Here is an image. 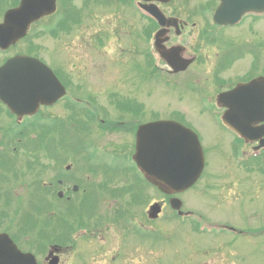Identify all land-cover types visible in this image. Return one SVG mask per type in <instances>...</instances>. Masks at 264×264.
<instances>
[{
  "label": "rangeland",
  "instance_id": "obj_1",
  "mask_svg": "<svg viewBox=\"0 0 264 264\" xmlns=\"http://www.w3.org/2000/svg\"><path fill=\"white\" fill-rule=\"evenodd\" d=\"M61 1L57 0L56 12L44 18L39 24H35L31 32L32 37L35 36L34 43L37 48L33 51L36 55L41 59L44 58L56 73L60 70L63 76L67 77L68 95L56 106L42 108L44 112L39 116L38 114L33 116L35 121L31 120L33 122L31 125L26 126L30 124L26 120L24 125L15 127L11 122L8 125V122L0 117V136L6 135L7 139L12 141L17 138L24 140L22 142H32L38 138V133L42 132L39 127L42 124L59 127L56 120L58 115L60 117L67 111L66 100H71V107L89 106V109L93 108L95 112H86L93 121L83 125L86 127V137L80 141L78 139L71 141L76 144L80 142L82 145L84 142L86 148L83 146L82 154L91 157L94 170L101 169V165L109 166L110 170L115 171L114 175L117 173L121 175V177L117 175L116 181L109 180L107 186L111 191H116L119 187L127 189L126 186L135 183L134 188L139 192L140 187L141 195L138 203L130 204L124 190L120 192L123 196L119 199L115 197L116 194L113 196L110 190L109 194L92 191L85 206H82L79 199L82 193L79 194V192V196L77 195L67 209V204L63 203V200L47 204L39 188L35 192L33 201L21 205V209L18 210L19 215L10 213L11 207H7L8 204L0 201V211L5 213L10 232L18 239L26 240L23 244L27 248H37L45 242L41 254L38 255L40 264H44L47 246L54 242L49 241L52 239L51 234L35 232L32 223L35 219L47 218L46 221L41 220L42 223L49 224L52 221L50 225L55 226L56 222L52 217L44 215L50 206V209L57 210L59 214L66 211L65 214L71 217L72 213L77 212L78 215H84L83 220H89L86 222L82 220L83 222L78 225H83L82 228L85 229L76 231V247H69L64 251L60 264H264V232L261 237L253 235V232H250V235H234L214 226L206 227L204 224L199 226V232L190 223L181 224L177 219H171L173 214L168 208V198L166 199L151 185L147 183L143 185V181L135 180L131 157L135 141L132 134L140 123V113L142 114V111L146 109L148 111L144 113L145 118L153 119L176 117L178 114L201 134L202 145L207 151L206 176L191 190L181 195L184 202L183 208H189L195 214L207 217L208 222H213L211 225H215V221H224L240 229L247 230L249 226H253L254 229L263 227L257 229L264 231V224H261L264 222V212L262 213L264 208L256 203L250 207L246 202V196L241 195L242 190L245 189H260L256 173L258 164L242 170L238 166L235 172L232 166L233 161L227 157L228 151L224 154L219 153V150L221 152L228 150L230 136L227 132L221 131L220 124L213 116L207 112H201L206 111L208 107L206 96L209 93L202 91L198 85L191 82V80L203 79L199 63L192 65L184 73L172 75L166 71V66L161 60L148 58L144 53L149 48L145 39L146 21L135 11L133 14L129 12L127 9L132 10L131 6L119 5V0H113L115 7L111 8H104V6L112 0H105L104 6L99 7L90 4L87 14L82 13L77 27L71 21L63 22L65 16H63L62 7L66 1ZM209 1L211 0H171L164 7L160 6L165 16H176L194 24H191L179 36L173 35L169 43L179 42L186 46L188 53L197 57L202 56L201 60L204 62L202 66L207 68L205 74L212 75L213 72L218 71V73H224V77L232 78L233 81L248 72L247 65L250 58L254 56L260 58L259 65L257 66L254 62V66L258 67L257 70H262L264 18L248 19L236 29L223 31L208 23L200 12L201 6L205 7L204 2ZM73 3L80 7V1L76 0ZM5 6L6 4H3L0 7ZM61 18H63L62 21H60ZM58 23L63 25L59 27ZM50 25L56 26L53 37L40 36L41 34L37 33L39 26L42 30L43 27ZM227 38L228 40L235 38L234 43L240 49L243 47V41L247 40L244 42L247 45V55H239L240 60L237 61L232 54L230 59H224L222 50L226 51L225 45L229 44ZM24 48L25 46L19 43L16 48L7 53H0V64L6 57L12 55L9 52L26 51ZM249 50H252V54ZM227 54L230 55V53ZM78 87L86 90L78 91ZM73 92L76 93L73 94ZM213 92L212 88V95ZM119 100L126 101L125 106L117 105ZM134 103H138L137 111L133 110L136 107V105L132 107ZM112 120H118L121 124L115 126L111 123ZM70 123L72 121L67 122V124ZM215 144L219 148L214 146ZM24 148L28 149L27 143ZM18 151L23 152L21 149ZM26 151L30 154V151ZM69 155H72V151L67 149L62 151V157L55 154L59 162L61 158L64 159L62 163L64 166L60 169L56 166L55 171L58 175H66L71 179L70 173H74L75 167L72 165L69 172L64 171L66 164L72 162ZM26 157L33 156L26 155ZM41 162L48 163L44 159ZM49 162L51 164L53 159ZM55 163L57 161L53 162ZM74 164L77 166V173L81 174L82 162L78 159ZM17 165H20L21 170L13 169V174L19 172L18 180H29L30 175L36 171V166L30 168L32 163L24 161L23 164ZM45 171L46 173L39 174V177L52 185L55 195L58 186L54 180L57 175L51 176L49 169ZM246 175H252L255 179L247 178ZM102 180L103 176L94 175V185L97 184L99 187ZM72 182L69 185L73 184ZM223 185L224 188L229 186L233 189L231 191H234L228 200L224 198L226 188L222 191ZM32 188L28 190L20 184L16 192L19 191L22 194L21 197H24ZM54 195L53 199H55ZM153 202L162 203L164 209L159 217L152 221L147 217V210ZM77 205L81 207L75 210ZM116 210H122L126 218L125 225L109 223L107 229L100 231L102 223L103 228L108 224L101 219L106 215L109 217L108 220L113 219L116 217L114 214ZM126 210H128L127 213ZM51 212L54 213V211ZM73 224L75 225L74 220ZM87 225L89 227H86ZM195 226L198 224L196 223ZM19 227L24 232L19 230ZM93 228L97 232H94ZM59 229L61 235L58 238L66 240L70 237V227L66 222H60ZM160 229L163 230L159 234L153 233ZM91 235L94 238L90 239Z\"/></svg>",
  "mask_w": 264,
  "mask_h": 264
},
{
  "label": "water",
  "instance_id": "obj_2",
  "mask_svg": "<svg viewBox=\"0 0 264 264\" xmlns=\"http://www.w3.org/2000/svg\"><path fill=\"white\" fill-rule=\"evenodd\" d=\"M55 9V0H21L18 7L10 9L0 24V48L5 49L26 34L31 22ZM148 10L165 26L178 25L175 18H165L155 7ZM248 10L263 11L264 0H221L213 20L220 24H233ZM166 30L155 36L156 50L174 70L182 61L174 54L175 47L165 49L162 45ZM64 87L52 71L37 59L17 55L0 66V98L12 112L33 114L40 104L50 105L64 94ZM218 101L229 106L224 121L249 140L262 138L264 124V77L238 84L228 93L218 96ZM262 145V142L260 143ZM135 162L145 177L166 193L189 187L199 176L203 167V154L196 135L174 121H157L143 125L137 134ZM175 208L181 201L171 198ZM160 207L150 208V217H155ZM54 256L49 264H57ZM0 264H36L33 255L22 253L6 234H0Z\"/></svg>",
  "mask_w": 264,
  "mask_h": 264
},
{
  "label": "flooded vegetation",
  "instance_id": "obj_3",
  "mask_svg": "<svg viewBox=\"0 0 264 264\" xmlns=\"http://www.w3.org/2000/svg\"><path fill=\"white\" fill-rule=\"evenodd\" d=\"M139 2H140V0H119L118 1L119 5H121V6H124V5L125 6H132V4H134V6H136V7H137ZM217 2H218V0H211L209 2H204L205 7L201 6V8H200L198 6L201 9L200 12H201L202 16L206 20H208V23H210V24H213L212 21H210V20H211V16H212L213 12L215 10V7L217 6ZM167 3L157 2L156 4L159 7L160 6L164 7L165 4L167 5ZM127 10L129 12H131L132 14L134 12V9L131 10L129 8ZM167 16H170V15H167ZM209 18H210V20H209ZM184 21L187 23V25L182 27L179 24L180 34L183 31H185L189 26H191V24H193V23H189L186 20H184ZM214 26H216L219 29L226 28L225 26H220V25L219 26L214 25ZM168 30H169V36H170V39H171L172 36L175 35V28L170 27ZM174 43H178V42H174ZM168 44H169V42H168ZM250 52H252V50H250ZM192 55H194V54H192ZM201 59H202V56H199V57L196 56L195 61H193V63L191 65H189V67H191L192 65H195L197 63H199V65L201 66L200 67V70H201L200 72L203 73V75H202L203 79H198V80H195V81L200 84L202 91L204 90L205 92L211 94L212 88H213L214 92L215 91L218 92V91L227 90V89H229V88H231L233 86V82H230V81L226 82V79L222 78L223 74L222 73H218V71L217 72H213L212 75H211V73L210 74H205L207 72L206 71L207 68L202 66V63H204V62ZM253 59L256 61L257 66L259 65L258 64V62L260 61L259 57L256 56L254 58L253 57L250 58L249 63L247 65L248 66L247 67V71L248 72L243 74V76L240 77V79L239 78L236 79V81L244 82V81H247L249 78L255 76L254 71H253V66H254ZM257 66L255 65L254 68H258ZM255 71H258L259 74H263L264 75V63H262V70L260 69V70H255ZM213 86H215L216 88L213 87ZM210 108L212 109V112L220 110V108L213 107V105H211ZM77 113H78V111H77ZM58 117H59V115H58ZM75 118H76V111H75ZM86 121H88V120H86ZM90 121L93 122L92 120H90ZM112 124H114L116 126V125H119L120 123H112ZM135 132H136V130H135ZM135 132H133V134H132V137H133L134 141H135ZM72 147H73V155H71V158H72L71 160L73 161V164H74V162H77V160L79 159V155L80 154L77 151V144L76 143H73ZM259 155L262 156L261 160H262V162L264 164V150H262L261 153L259 152ZM18 159H22V156L20 154H11L9 152H3V151L0 152V178H1V180H0V192H2V196L4 197L1 200V202H5L6 204H8L7 207L9 206L10 195H11V192H13L14 187H16V186H18L20 184H22V185L25 184V181H23L21 183L20 182L19 183H14L13 179H12V176H13L12 174H13V169H14L13 165H14V162L16 160H18ZM74 159H75V161H74ZM73 164L70 163L68 165V168H71ZM74 167H75L74 173L73 174L70 173L71 179H69L66 175H61L60 178H58L56 180V182L60 185L61 189L64 190V191L72 190V188H73L72 186L74 185V186H77V190L78 191L80 189H82V192H88L91 189V187L93 186V184H94L93 178H94V175H95V171L97 172V175H101V176H103V175L104 176H108V172H112L111 170H109V168L107 166L106 167L101 166V169L94 170V165H92V163H91V157L90 156H86L85 157L84 165L82 166L83 168H82V173L81 174H80V172L77 173V166L75 164H74ZM219 179H222V178H219ZM91 180H92V182H91ZM257 180H258V186L260 188L259 190L258 189H254V188L248 189V190L245 189V190H242L241 195H243L244 197L246 196V202H247V204L250 207H252L253 204L256 203V204H260L262 206V208H264V169H259V175H258V179ZM72 181H74V182H72ZM70 182H72L73 184L69 185ZM238 186H240V185L238 184ZM225 188H226V195H225L224 198H226V200H228V199H230V197H232V194H233L234 191H231L233 189H231V187H229V186H225ZM225 188H224V185H223L221 187L222 191H224ZM10 213H11V211H10ZM0 216H1V218H0V232L10 233L9 222H8L6 216H5L4 211H2V210L0 211ZM59 249L60 250H59L58 253H59L60 260H61V257H62L61 255L63 254V248L61 247Z\"/></svg>",
  "mask_w": 264,
  "mask_h": 264
},
{
  "label": "trees",
  "instance_id": "obj_4",
  "mask_svg": "<svg viewBox=\"0 0 264 264\" xmlns=\"http://www.w3.org/2000/svg\"><path fill=\"white\" fill-rule=\"evenodd\" d=\"M43 194L49 196L51 193H50V192H44ZM75 213H76V212H75ZM75 213H72V216H73ZM51 215H52V216H55L54 213H52ZM61 216H62L61 219H62L63 217H65V218H63L61 221H62V222H63V221L66 222V223H67V226L70 227V226H71V225H70V222H69V218H70V216H69V215H66L65 212H63V214H61ZM74 217H76V216H74ZM74 219H77V220L79 221V216H77V217L74 218ZM75 225H76V224H75ZM48 226H50V224H48ZM43 227H45V224L43 225ZM45 228H46V227H45ZM51 228H52V233H51V234H53V236L56 235V233H57L58 230H55V227H54L53 225H52ZM80 228H81V226H79L78 229H80ZM75 231H76V230H75Z\"/></svg>",
  "mask_w": 264,
  "mask_h": 264
}]
</instances>
